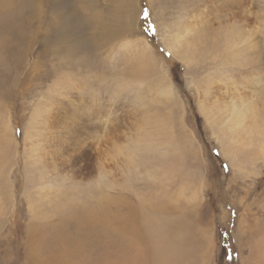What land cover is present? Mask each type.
Listing matches in <instances>:
<instances>
[{
  "label": "rangeland",
  "instance_id": "obj_1",
  "mask_svg": "<svg viewBox=\"0 0 264 264\" xmlns=\"http://www.w3.org/2000/svg\"><path fill=\"white\" fill-rule=\"evenodd\" d=\"M240 3L0 0V264H264V0Z\"/></svg>",
  "mask_w": 264,
  "mask_h": 264
},
{
  "label": "bare ground",
  "instance_id": "obj_2",
  "mask_svg": "<svg viewBox=\"0 0 264 264\" xmlns=\"http://www.w3.org/2000/svg\"><path fill=\"white\" fill-rule=\"evenodd\" d=\"M228 1H230V3H240V1L241 0H228ZM238 5V4H237ZM240 5H241V3H240ZM239 6V5H238ZM196 17V16H195ZM192 19H193V16H192ZM195 19V18H194ZM188 21V20H187ZM190 21V20H189ZM195 21V20H194ZM195 22H197V21H195ZM188 23V22H187ZM192 23H193V21H192ZM198 23V22H197ZM189 24H190V22H189ZM194 24V23H193ZM195 25V24H194ZM185 26V25H184ZM192 25H189V27H191ZM197 26V25H196ZM186 27V26H185ZM184 27V29L186 30V28ZM191 28H194V27H191ZM190 28V29H191ZM235 29V28H234ZM189 30V29H188ZM245 29H241V28H236V30H235V32L233 31V35H232V39H238V42L239 43H243V42H245V36H247L248 38H249V31H244ZM183 32H184V30H183ZM191 32V31H190ZM189 32V33H190ZM185 33V32H184ZM181 34H183V33H181ZM230 38V37H229ZM251 40V39H250ZM127 41V40H126ZM228 44V43H227ZM243 81H245V82H250V81H248V80H243ZM227 86V85H226ZM258 86H260V85H258ZM263 86V85H262ZM261 86V87H262ZM264 87V86H263ZM257 88V87H256ZM255 94V93H254ZM253 95L251 94L250 96H248V98H249V101L245 104V103H243V101L247 98V97H238L240 100H241V103L242 104H245V108H248V111H247V109L245 110V111H247L248 112V114H249V119H251V118H253V116L250 114V113H254L255 112V107L253 106V105H256L257 103H254L251 99L253 98L252 97ZM258 101L260 100V99H258V98H256ZM248 104V105H247ZM250 112V113H249ZM227 114V113H226ZM240 113H238L237 112V110H235L234 108H233V111H231V116H232V118L234 119L233 120V122H234V131H237V133L238 134H241L243 131H244V129H245V126H247V124L245 123V121H246V118H247V113L246 112H244V113H242V114H240ZM230 116V117H231ZM255 118V117H254ZM229 119V118H228ZM254 120V119H253ZM255 121V120H254ZM247 137V136H246ZM130 233V232H129ZM175 252V251H174ZM177 252H179V251H177ZM176 257V256H175Z\"/></svg>",
  "mask_w": 264,
  "mask_h": 264
},
{
  "label": "snow or ice",
  "instance_id": "obj_3",
  "mask_svg": "<svg viewBox=\"0 0 264 264\" xmlns=\"http://www.w3.org/2000/svg\"><path fill=\"white\" fill-rule=\"evenodd\" d=\"M148 15V13L147 12H145V16H147ZM153 31H154V29H153Z\"/></svg>",
  "mask_w": 264,
  "mask_h": 264
}]
</instances>
